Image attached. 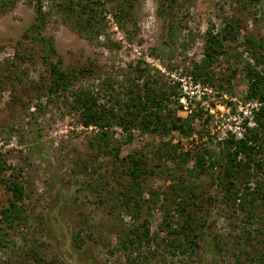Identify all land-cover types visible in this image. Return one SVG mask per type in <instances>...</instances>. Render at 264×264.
<instances>
[{
    "label": "rangeland",
    "instance_id": "rangeland-1",
    "mask_svg": "<svg viewBox=\"0 0 264 264\" xmlns=\"http://www.w3.org/2000/svg\"><path fill=\"white\" fill-rule=\"evenodd\" d=\"M42 1L48 18L44 41L56 50L62 69L80 71L77 85L100 92V104L119 110L121 103L109 95L116 96L122 85L135 92V82L142 87L147 78L157 80L156 93L163 87L168 92V107L160 113L186 119L194 131L145 130L140 122L128 131L108 127L121 156L136 151L154 171L134 184L130 161L98 151L101 130L82 123L72 94L46 96L52 77L44 45L30 29L35 2L14 0L0 8V180L22 184L26 206L24 220L6 230L0 264H37L32 253L51 264H258L264 254V202L243 209L241 193L228 200L218 184L221 165L201 173L191 170L195 158L172 162L164 154L172 145H178L176 155L207 149L222 164L224 141L243 140L247 127H257L264 99L249 96L248 70L264 75V12L258 2L98 0L105 29L89 36L49 0ZM124 5L128 13L115 17ZM212 36L221 44L211 43ZM261 162L250 187L264 184V157ZM244 174L236 181L240 192ZM179 181L181 197L191 188L196 192L198 217L209 216L208 238L190 257L178 252L171 257L161 228L170 203L175 213L172 186ZM6 185L0 181V209L12 199ZM144 220L157 240L130 254L120 239Z\"/></svg>",
    "mask_w": 264,
    "mask_h": 264
},
{
    "label": "trees",
    "instance_id": "trees-1",
    "mask_svg": "<svg viewBox=\"0 0 264 264\" xmlns=\"http://www.w3.org/2000/svg\"><path fill=\"white\" fill-rule=\"evenodd\" d=\"M35 2V21L31 24V32L34 38H38L42 41L44 47V62L47 64L49 75L52 77L49 85L45 90L47 97L53 94L58 95L69 92L73 96V105L82 111L81 120L85 126L95 125L101 130L100 137L96 142L98 151L111 155L115 159L121 161H130L128 172L131 176V180L134 184L140 185L139 178L142 174H151L154 171L148 169L146 161L143 155H138L136 151L126 153L121 156L120 144H113L111 142L112 136L108 131V127L121 126L124 131H128L131 126H136L140 122L143 125V129L150 130L151 128H162L168 133L169 130H178L180 134H191L194 128L189 121L180 117L164 118L160 113L162 107H168L165 103L168 100V92L163 87L160 92L156 93L157 80H150L147 78L140 87L135 82V92L131 86H121L115 95H109V100L120 104L119 110L114 107H108L99 103V93H94L89 87L77 85V80L80 71L70 72L62 69L59 58L56 57V50L50 42H45L43 30L47 22V13L43 10L42 0H30ZM52 7L57 10L63 11L66 17L71 18V22L76 26H79V31L84 30L89 32V36L98 35L105 28V23L102 17L101 10L99 8L98 0H49ZM258 2V0H253ZM14 4V0H0V8H4ZM128 13L126 6L119 7L118 11L114 12L115 17H122ZM101 18V19H100ZM28 32V30L26 31ZM211 43L220 45V39L218 37H211ZM251 43V42H250ZM56 58V59H55ZM209 58H212L209 55ZM250 71V72H249ZM249 96L259 97L264 99V75L256 73L249 69ZM206 80V79H205ZM43 85V84H42ZM172 89V87H171ZM148 107V108H147ZM150 109L151 112L147 116H141V112ZM125 113L131 114V117L125 118ZM257 127L248 129V135L245 139L234 142L233 140L226 139L224 141V163L220 164L216 161L214 155L207 149L197 151L196 154H191L190 151H186L182 155H176V147L171 146L164 150V154L176 161L178 157L183 163L188 162L191 157L195 158L194 166L191 169L198 172H206L212 169L215 164L222 166V172L219 174L220 183L224 187L225 193L228 195V200L234 199L239 193V207L245 209L246 206L253 207L257 201L264 202V184L260 181H256L253 187L247 185L248 181L252 177V174H257L261 169V160L264 157V104L258 111L256 118ZM168 146V144H167ZM161 151V149H159ZM158 150V151H159ZM159 153L156 155L159 158L164 154ZM176 163V162H175ZM1 165V162H0ZM1 172V169H0ZM245 172L246 182L243 186V190L240 192L237 188L236 181ZM145 179V177H143ZM9 180V179H8ZM12 193V199H8V205L0 209V221L3 225H0V244L6 239V230L8 228L15 227L24 220L26 216V206L22 202L25 199L24 189L22 184L17 183L15 180H0ZM172 191L176 198H172V202H176L175 213L172 215L170 210L172 206L170 203L164 212L167 213L165 219L162 220L163 228L162 232H165L166 241L169 245V254L171 257L176 253H181L183 257H190L196 253V250L200 247V241L208 238L209 219L207 215L198 217L197 210H201L200 205L197 203V194L194 189L188 191V196L181 197V193L184 192L183 182L179 181L174 183ZM131 197H127L129 201ZM238 198V197H237ZM179 199V200H177ZM238 203V204H239ZM192 206L194 209H192ZM137 207V204H136ZM253 211H249L247 216V222L252 220ZM134 216V213L133 215ZM248 239L250 237V231L247 232ZM252 235V234H251ZM155 235L150 234V229L147 221L141 222L138 226L129 228L120 239L122 248L128 250L130 254L136 250H139L143 245L156 241ZM78 237V236H77ZM79 238V237H78ZM30 256L36 261L37 264H51L45 261L37 253H32ZM258 264H264V254H260L257 257ZM173 262V260H171Z\"/></svg>",
    "mask_w": 264,
    "mask_h": 264
},
{
    "label": "water",
    "instance_id": "water-1",
    "mask_svg": "<svg viewBox=\"0 0 264 264\" xmlns=\"http://www.w3.org/2000/svg\"><path fill=\"white\" fill-rule=\"evenodd\" d=\"M258 5L261 7L262 11L264 12V0H258Z\"/></svg>",
    "mask_w": 264,
    "mask_h": 264
},
{
    "label": "built area",
    "instance_id": "built-area-1",
    "mask_svg": "<svg viewBox=\"0 0 264 264\" xmlns=\"http://www.w3.org/2000/svg\"><path fill=\"white\" fill-rule=\"evenodd\" d=\"M261 106V103L259 102V103H255V109L257 110L259 107ZM251 112V111H250ZM251 119H252V117H251Z\"/></svg>",
    "mask_w": 264,
    "mask_h": 264
}]
</instances>
